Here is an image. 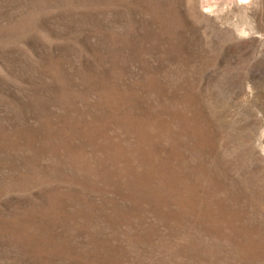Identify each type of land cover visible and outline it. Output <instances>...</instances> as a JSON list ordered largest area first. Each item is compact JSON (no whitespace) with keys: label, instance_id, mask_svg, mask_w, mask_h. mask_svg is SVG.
I'll return each instance as SVG.
<instances>
[{"label":"rangeland","instance_id":"374dc122","mask_svg":"<svg viewBox=\"0 0 264 264\" xmlns=\"http://www.w3.org/2000/svg\"><path fill=\"white\" fill-rule=\"evenodd\" d=\"M241 1L0 0V264H264Z\"/></svg>","mask_w":264,"mask_h":264},{"label":"bare ground","instance_id":"6f19581e","mask_svg":"<svg viewBox=\"0 0 264 264\" xmlns=\"http://www.w3.org/2000/svg\"><path fill=\"white\" fill-rule=\"evenodd\" d=\"M206 1L207 0H200V2H201V5H203L204 3L206 4ZM230 1V0H229ZM241 1V0H240ZM217 2V1H216ZM232 2V1H231ZM242 2V1H241ZM245 3V2H244ZM217 6V5H216ZM208 8H213L212 6H208Z\"/></svg>","mask_w":264,"mask_h":264}]
</instances>
